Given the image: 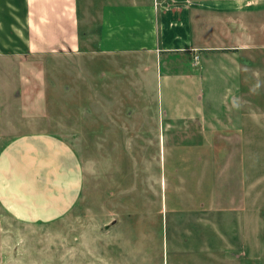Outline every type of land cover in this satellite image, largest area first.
Returning a JSON list of instances; mask_svg holds the SVG:
<instances>
[{
	"label": "rangeland",
	"instance_id": "374dc122",
	"mask_svg": "<svg viewBox=\"0 0 264 264\" xmlns=\"http://www.w3.org/2000/svg\"><path fill=\"white\" fill-rule=\"evenodd\" d=\"M261 20L253 51L197 52L194 86L167 82L187 67L181 54L107 57L88 40L77 55L47 60L48 107L36 111L35 131L75 149L84 190L70 213L46 223L17 219L0 201V264H264ZM211 32L206 42L219 45ZM8 93L0 91V155L32 132ZM178 169L198 178L175 186ZM202 169L212 181H199ZM211 190L225 206L236 201L235 235L216 214L191 217Z\"/></svg>",
	"mask_w": 264,
	"mask_h": 264
},
{
	"label": "crops",
	"instance_id": "0c3cea01",
	"mask_svg": "<svg viewBox=\"0 0 264 264\" xmlns=\"http://www.w3.org/2000/svg\"><path fill=\"white\" fill-rule=\"evenodd\" d=\"M262 8L259 0H0V91H9L5 100L10 107L21 106L20 121L32 130L4 146L0 201L17 219L46 223L65 217L82 197L85 178L78 153L60 136L35 131L36 111L48 107L47 60L77 55L88 40L107 57L181 54L187 67L166 75L167 82L179 79L194 86L197 52H209V57L219 52L231 59L253 51L256 41L250 33L262 25ZM212 29L220 34L219 45L205 40L204 33ZM176 171L175 186L198 178L191 169L187 174ZM200 173V182L213 180L211 170ZM209 193L202 213L192 209L191 217L216 214L230 229L236 201L225 206V196ZM228 233L236 234L231 229Z\"/></svg>",
	"mask_w": 264,
	"mask_h": 264
},
{
	"label": "built area",
	"instance_id": "2783aa9c",
	"mask_svg": "<svg viewBox=\"0 0 264 264\" xmlns=\"http://www.w3.org/2000/svg\"><path fill=\"white\" fill-rule=\"evenodd\" d=\"M198 59H199L198 57L195 58V62H196V63H198Z\"/></svg>",
	"mask_w": 264,
	"mask_h": 264
}]
</instances>
